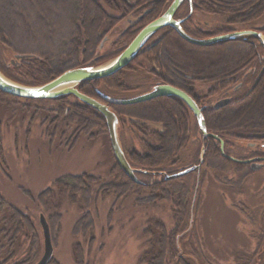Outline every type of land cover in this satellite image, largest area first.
I'll return each instance as SVG.
<instances>
[{
	"label": "trees",
	"instance_id": "16d2710c",
	"mask_svg": "<svg viewBox=\"0 0 264 264\" xmlns=\"http://www.w3.org/2000/svg\"><path fill=\"white\" fill-rule=\"evenodd\" d=\"M5 1L7 0H0V8ZM173 1L140 0V2L134 5L127 0H106V4L109 6L113 5L116 11H123L124 16L134 13L145 14L142 20L137 19L134 21L123 33L121 39L124 49L109 58L98 56L102 51L100 50V41L97 44V27L98 25L102 26L101 23L104 19H109L111 25L105 34L111 33L124 16L117 18L114 15H110L99 0H59L61 4L64 5L66 3L72 8L74 4H77L75 14L63 26L61 22L63 17L61 15H58V19V17L55 18L46 12L44 13L45 23L37 20V26H40L41 29L35 23H32L31 18H29L30 16L27 15V13L29 14L28 9L32 12V15L35 14L26 4L8 6V14L11 15V12L14 10L18 14L15 18L10 19L8 24L11 26L6 27L2 21L0 12V50L4 48L13 52L14 56L25 55L30 56V58L19 60L18 65L12 69L1 65L0 70L7 78L18 84L38 87L50 83L73 68L98 66L116 58L124 52L147 25L161 17L168 10ZM193 3H196L193 8H191V4L188 1L180 8L181 10L182 8L185 10V18L190 15L191 11L193 13L205 12L209 15L227 16V22L222 27L211 32L197 29L201 22L199 24L198 20L195 22V20L189 19L187 23L183 24V29L187 34L193 36V38L208 39L219 35L244 31H257L264 35V28L246 27L239 28L236 31L230 27L249 26L254 21L262 18L264 16V0H201L198 2L193 0ZM178 13L176 15L177 19L180 18ZM48 24L52 26L51 28L55 27L59 33L58 35L52 34L58 37L54 41L52 39L49 41L41 35L43 30L46 31L48 29ZM19 27L21 29L20 35H22L18 38L14 31L18 30ZM24 27L30 31L29 35L35 40L36 43L34 45H31L26 40L23 34ZM58 28L61 29L59 30ZM159 34L164 35L163 40L153 48H149L151 45L149 42L146 48L125 71H134L140 59L153 56L157 59L156 61L164 72L160 76L162 82L183 90L199 106L200 97L197 96L194 86L189 80V74L182 73L192 66L190 58L193 61H197L206 56H216L214 61H210V63L213 62L211 66H205L208 71L212 70V72H215L211 74V78L222 86L224 85L222 84V80H226V83L229 85L234 84L235 81L239 80L238 74L240 71H244L247 67H258L257 63L261 61L263 57L262 53H264L260 42L254 37L223 42L210 47H199L183 40L170 27L163 29ZM16 38L19 39V43ZM173 45L178 47L180 52L184 53L188 65H179L178 67L175 62L169 60L167 50ZM234 51L239 57H243L244 55L250 57L249 60L243 63L238 61L234 64L230 63V61H225L224 54ZM179 56L181 58V55ZM254 59L256 62H254ZM215 65L218 69L220 66H223V68L216 72L213 69ZM194 67L199 70L204 68L201 65ZM198 69H194V73H197ZM123 76L124 70L104 80L82 83L77 88L83 94L102 102L104 100L98 93L102 83H105L110 89H115L120 93L124 92L128 95L142 90L141 87L135 89L127 85ZM251 83H254L251 92L246 96H238L227 109L216 111L213 107H206L203 112L208 133H214L225 141L226 154L230 155L228 149L231 143L238 140L237 143L240 145L241 151L246 154L240 157L241 160L264 156V149L256 150L245 144L246 140L249 139L245 138V135H256L257 130L261 131L264 129V73L256 83L253 82V79ZM143 91L147 93L149 90L145 89ZM0 104L8 108H14L17 111L33 113L34 121L40 114L46 115L47 121L48 117L51 119L49 122L54 132L61 131L60 133H63L73 129L74 135L72 141H76L83 134L93 139L102 135L109 137L107 122L103 116L73 96H65L52 100H27L16 98L0 91ZM108 105L119 120L117 133L121 143V125H131L141 132L151 124L159 123L164 125L163 132H159L157 135L159 144L153 146V144L148 143L146 145L148 150L145 154L132 151L128 153L130 156L128 157V154L122 147L131 166L146 172L139 173V176L148 178L157 176L159 181L157 180L153 183L142 182L143 184L135 183L123 173L114 156V166L110 171V174L115 177L114 182H103L100 177L91 174L67 176L57 179L52 188L45 189L36 198L30 193L26 194L34 203H38L49 214L48 220L50 221L52 232H55L54 229H56L57 223L59 224L61 220L62 213L60 211L65 197L72 204H78L84 213L76 227L80 228L84 237H87L88 234L94 231V224L89 210L94 200L93 198L98 193L97 187H99V193L101 192L103 195L112 194L118 198L134 197V205L138 208L158 205L161 201L171 203L173 206V219L175 220L173 229L169 231L163 221L154 220L151 222L150 226L143 232L145 237H150L148 242L149 248L142 253L139 264H168L169 261L173 264H191L181 254L179 240L186 231L185 225L190 211L188 197L195 176H193L194 174H189L179 180H166L165 177L167 175L165 173L167 172L165 171L167 170H164L165 167L167 165L179 164L181 159L179 160L177 157L182 149H186L189 144L192 145V141L194 146L192 162L194 164L190 167L170 171L167 174L174 175L202 164L207 169L215 170L219 175L218 177H222L221 175L232 171V169L242 173L243 169H248L249 166L234 163L228 158L223 157L220 143L210 137H204L196 118H192V112L182 101L176 98H158L146 103L128 106L117 103ZM46 134H48V130ZM55 136H52V141ZM250 139L258 141L260 138L253 136ZM260 140L264 141V138ZM109 146H111L110 141ZM110 148L113 153L112 147ZM203 148H205L206 153L204 162L201 163L200 157ZM154 172L160 174L154 176ZM241 173L238 180L240 185L244 184L250 172H247L248 174ZM224 180L228 184H234V181L226 175H224ZM263 239L262 237L259 242V250L263 246ZM26 242L29 243L28 262L36 264L40 252V235L32 218L10 205L0 193V257L3 256L5 258L1 264L13 261L12 258L15 255L14 249L18 247L17 249L20 250ZM17 249L15 252L18 251ZM12 252L13 256H10ZM74 254L78 264H86L84 248L80 243L75 246ZM50 264L60 263L54 258Z\"/></svg>",
	"mask_w": 264,
	"mask_h": 264
},
{
	"label": "rangeland",
	"instance_id": "374dc122",
	"mask_svg": "<svg viewBox=\"0 0 264 264\" xmlns=\"http://www.w3.org/2000/svg\"><path fill=\"white\" fill-rule=\"evenodd\" d=\"M99 1L110 15H114L117 18L124 16L123 11H116L113 5L109 6L106 4V0ZM127 1L134 5L140 2V0ZM23 3L34 12L35 15H32V12L28 9L29 14L27 13V15L30 16L29 18L36 26L37 20L45 23L44 13L46 12L55 18L61 15L63 18L61 17L62 19H60L64 26L75 14L77 6V4H74L72 8L66 3L64 5L61 4L59 0H7L0 8L2 21L6 27H9L10 19L15 18L18 14L16 10L11 12V15L8 14V6H14L15 4L20 6ZM191 3L193 7L196 5L193 0ZM178 14L184 20V23H187L189 19L195 20V22L198 20L199 24L200 22L201 24L198 25L197 29L206 32L217 30L227 22L226 15H209L205 12L193 13L191 11L190 15L185 18L186 13L183 8ZM144 15L134 13L124 16L117 27L108 34H105V32L109 29L111 21L103 18L102 26L98 25L97 27V44L99 41L102 43L105 36L109 37V42L106 43L105 48L101 50L102 52L98 56L109 58L121 52L124 49L121 39L123 33L134 21L137 19L142 20L141 17L143 16L144 18ZM51 27L48 24V29L46 31L43 30L41 35L49 41L50 39L54 41L58 37L52 34L58 35L59 33L55 27ZM230 27L236 31L239 28L246 27L264 28V16L249 26ZM38 28L41 29L40 26ZM20 30L19 27L18 30L14 31L18 38L22 35H20ZM29 33L30 31L24 27L23 34L26 40L31 45H34L36 42ZM159 33L151 38L149 41L150 46L154 44L156 46L157 43L163 40L164 35ZM102 36L104 37L101 38ZM18 41L19 39H17ZM178 49L175 45L168 48V58L175 62L178 67L179 65L185 66L187 58ZM179 55H181V58ZM237 55L234 51L225 53L223 57L225 61H230L232 64L238 61L243 63L250 58L246 55L243 57ZM262 56L261 61L257 63L258 67H247L244 71H240L238 74L239 80L230 85L226 83V80H222L224 85L220 86L217 81L211 78V74L215 72L206 69V66L213 64L210 61H214L216 56H206L197 61H193L190 58L192 66H188L189 69L184 70L182 73L189 74V80L193 84L197 96L200 97V107H213L216 110L215 106L219 102L229 99V105L216 110L220 111L227 109L238 96H246L251 92L254 85L251 80L253 79V82L256 83L264 73V53H262ZM14 59L13 52L4 48L0 50V66L15 68L18 60L12 63ZM112 60H108L98 66L105 65ZM156 60L153 56L142 58L136 64L134 71H125L124 69L123 79L125 83L135 89L141 87V91L137 92V90L135 91L137 93L129 95L122 92L124 93L122 95L115 89L108 88L105 83H102L99 91L105 97H110L113 101L120 102L143 95L146 93L143 90L148 89L151 91L158 84L168 85L161 80L160 76L164 72ZM254 62H256L255 59ZM216 64L218 63L216 62ZM197 65H201L204 68L199 70L194 67ZM222 68L223 66H220L218 69L216 65L213 67L216 72ZM194 69L199 71L194 73ZM192 118L195 119L193 115ZM49 121L51 119L48 117L47 121L44 114L37 116L34 121L33 113L17 111L14 108H8L0 104V193L10 205L32 218L40 235L38 261L44 253V236L39 218L41 214H44L48 220L49 214L38 203H34L26 193H30L36 198L45 189L52 188L57 179L67 176L91 174L100 177L103 182L115 181V177L110 174L111 168L114 166V153L110 150L112 145L109 146L110 138L108 136L102 135L93 139L83 134L76 141H72L73 129L63 133H60L61 131L54 132ZM163 128V124L156 123L149 125L141 132L131 125H121L120 137L124 150L127 154L132 151L145 154L148 150L146 146L148 143L153 144V146L159 144L157 135L159 132H163ZM47 130L48 134H46ZM257 131L256 135H245V138H249L245 144L247 146L253 144L252 148L256 150L264 149V141L260 140L264 138V129ZM54 135L56 136L52 141V136ZM253 136L260 139L258 141L250 139ZM156 141L157 143H155ZM237 141L235 140L231 143L228 149L230 155L227 154V156L241 160L240 157L246 154L241 151ZM191 144L186 149H182L177 157L179 160L181 159L180 163L167 165L164 169L167 170L165 172L176 171L194 164L192 162L193 141ZM202 151L201 163L204 162L205 157V154L202 156ZM128 157H130L129 154ZM262 163L264 164V162ZM195 167H200V169L189 173L194 174L195 178L188 197L190 211L185 225L186 231L179 240L181 254L191 264H264V239L262 248L258 249L261 238H264V167L258 171H253L249 166L248 169H243L242 173L232 169V171L224 174L229 179H232L234 184H228L224 180V175L218 177L219 175L215 170L207 169L202 164ZM247 172H250V174L246 177L244 184L240 185L238 183L240 173L248 174ZM167 173H165L167 176H172ZM153 174L155 176L160 173L154 172ZM136 176L140 184L153 183L158 180L157 176L154 178L139 176V174ZM96 190H98V193L93 198L94 200L89 210L94 224V231L88 234L87 237H84L80 228L76 227L84 213L83 209L78 204H72L67 197L62 201L61 220L59 224L57 223L56 229H54L55 232H52L51 229L55 247L54 258L60 264H78L75 259L74 248L79 243L84 248L86 264H139L142 253L149 248L150 237H145L143 232L150 226L151 222L154 220L163 221L169 231L175 225L171 203L161 201L158 205L138 208L134 205L135 198L132 196L118 198L112 194L103 195L101 192L99 193V187ZM48 222L50 221L48 220ZM28 245L29 243L26 242L20 250L17 247V252L14 249L15 255L13 256V252L10 255L13 256V261H9L7 264H33L34 262H28ZM4 260L3 256L0 257V264ZM169 262L168 264H173Z\"/></svg>",
	"mask_w": 264,
	"mask_h": 264
},
{
	"label": "water",
	"instance_id": "95a60500",
	"mask_svg": "<svg viewBox=\"0 0 264 264\" xmlns=\"http://www.w3.org/2000/svg\"><path fill=\"white\" fill-rule=\"evenodd\" d=\"M185 1H189L191 3L192 0H174L168 10L161 17L157 18L149 25H147L122 54L105 65L73 68L60 75L50 83L39 87H30L18 84L10 80L0 72V91L10 96L27 100H52L65 96H73L88 107L93 108L94 110L99 112L107 122L113 153L119 167L128 178H130L135 183L140 184V181L138 180L136 175L142 173L143 171L132 168L131 164L124 154V151L121 149L117 133L119 120L116 114L111 111L108 104H104L95 98L83 94L78 90L77 87L85 82L107 79L129 67L131 63L136 60L137 56L143 50L144 46L151 40V38L167 27L174 29L176 33L186 42L199 47H210L219 43L234 41L244 37H254L264 48V35L257 31H244L239 33L226 34L204 40L193 38L183 29L182 25L184 23V20L175 19L176 13ZM141 19H143V16L141 17ZM107 42H109V37H106L104 39L101 44L100 50L104 49V46ZM152 47H154V45ZM14 58L15 59L12 63H15V60H26L30 58V56L16 55L14 56ZM36 92H39L40 95H36ZM99 94L109 104L118 103L122 105H137L161 97L176 98L182 101L193 113V115L197 119L199 128L204 137H210L220 142L221 153L223 154V156L235 163L250 165L251 170L253 171H258L264 167V164L262 163L264 162V158L237 160L230 156H227V154H225L224 140L214 134L208 133L206 120L203 114L204 109L201 108L189 94L181 89H178L171 85L158 84L153 88L152 91L148 93L137 96L130 100H123L121 102L113 101L111 98L105 97L101 92H99ZM229 103V99L222 100L215 106V109L218 110L229 105ZM253 146V144H249V147L252 148ZM204 154L205 148H203L202 156ZM198 169H200V167L190 168L185 171L176 173L172 176H166L165 178L166 180H174L184 177L190 172ZM39 223L43 230L44 253L36 264H50L55 255V247L52 240L51 227L44 214L40 215Z\"/></svg>",
	"mask_w": 264,
	"mask_h": 264
},
{
	"label": "bare ground",
	"instance_id": "6f19581e",
	"mask_svg": "<svg viewBox=\"0 0 264 264\" xmlns=\"http://www.w3.org/2000/svg\"><path fill=\"white\" fill-rule=\"evenodd\" d=\"M126 106H128V105H126ZM119 139V138H118ZM119 144H120V146H121V149L123 150V146H122V143L119 141ZM124 151V150H123ZM125 154V153H124ZM126 156V155H125ZM133 168V167H132Z\"/></svg>",
	"mask_w": 264,
	"mask_h": 264
},
{
	"label": "flooded vegetation",
	"instance_id": "af4514ba",
	"mask_svg": "<svg viewBox=\"0 0 264 264\" xmlns=\"http://www.w3.org/2000/svg\"><path fill=\"white\" fill-rule=\"evenodd\" d=\"M16 65H18V63ZM255 158H264V156H259V157H255ZM248 166H250V165H248Z\"/></svg>",
	"mask_w": 264,
	"mask_h": 264
},
{
	"label": "snow or ice",
	"instance_id": "6c2138e0",
	"mask_svg": "<svg viewBox=\"0 0 264 264\" xmlns=\"http://www.w3.org/2000/svg\"><path fill=\"white\" fill-rule=\"evenodd\" d=\"M35 94H36V95H40V93H39V92H36Z\"/></svg>",
	"mask_w": 264,
	"mask_h": 264
}]
</instances>
